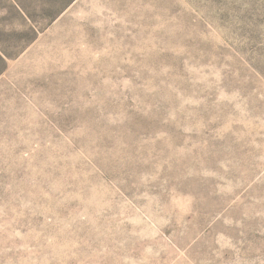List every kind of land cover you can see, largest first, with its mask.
<instances>
[{
	"label": "rangeland",
	"instance_id": "obj_1",
	"mask_svg": "<svg viewBox=\"0 0 264 264\" xmlns=\"http://www.w3.org/2000/svg\"><path fill=\"white\" fill-rule=\"evenodd\" d=\"M0 264H264V0H0Z\"/></svg>",
	"mask_w": 264,
	"mask_h": 264
}]
</instances>
